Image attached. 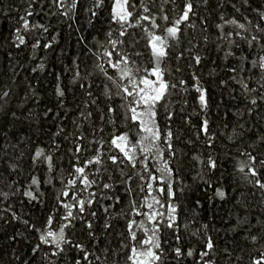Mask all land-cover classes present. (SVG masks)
<instances>
[{
    "label": "trees",
    "instance_id": "1",
    "mask_svg": "<svg viewBox=\"0 0 264 264\" xmlns=\"http://www.w3.org/2000/svg\"><path fill=\"white\" fill-rule=\"evenodd\" d=\"M113 2L114 0H104L101 7L95 8V0H79L77 9L70 13V18H66L57 12L51 0H37L32 6L34 14L29 17L30 23L44 24L49 31L42 34L40 30L25 33L26 44L16 48L12 43L13 34L19 26V17L25 15L29 0H0V94L6 89L11 92L7 103L0 100V193H9L6 203L11 204L17 215L23 220H28L30 224L41 226L50 214L56 216L55 227L58 228L61 223L59 217L64 209H58L56 200L62 188L59 177L61 174L66 177L75 162L71 149L77 125H81L80 130L86 137L83 142L85 147H91L89 140L92 139L94 130H97V137L100 135L98 132L100 127L111 130V125L106 124L100 117L105 115L107 106L114 103L117 108V123L121 125L120 130H126L123 127L124 110L120 107L121 101L118 97L114 100L105 99L103 95L105 84H108L113 94L116 90L99 73L95 64L96 58L92 55V52L99 51L96 41L103 42L109 29H118V25L110 24ZM131 2L138 6L133 10L134 15H139L142 11L139 9L140 0ZM184 2L185 0H176L174 5L171 2L164 3V0H144L151 10V15L157 18L161 29H152L147 21L141 22L143 27L129 29L131 34L129 44L132 45L133 41L138 43L128 50L143 53L141 57L134 59L144 64L150 56V51L146 47L148 36L144 28L161 34L164 22L160 17L166 14L170 24L180 15ZM192 2L196 15L191 21L181 25L180 39L178 42H172L171 55L163 65L167 69L166 79L176 82L183 78L187 82L188 91H181L179 87L172 90L159 106L160 128L166 133L171 127L174 133V146L184 161L178 168L179 174L175 176L174 183L178 227L171 230L164 227L160 233L164 251L162 264H197L198 253L207 237L216 241L218 255L213 259L218 260L219 264H226V258L220 254L225 247L233 253L231 264H249L250 255L256 254L255 247L244 239L247 234L244 228H239L235 232L232 229L236 226L237 220L245 216L252 225H255L258 219H264V195L245 181L242 174L236 171V165L239 159H244L239 156V150L264 136V102L259 103L251 117L246 114L248 105L228 69L240 63L239 56L248 55L255 58V52L250 53L249 49L243 46L242 52L234 48L232 50L235 56L226 58L225 51L229 50L228 45L217 39L219 32L216 24L222 23L221 15L226 18L236 17L242 23L245 22L244 17L255 22V13L252 9L264 6V0H251L250 7L247 8L241 6V0H209L207 6L203 4V0ZM70 3L71 0H66V4ZM233 4L241 10L237 12ZM161 6L165 10L164 13L160 11ZM89 9L96 11V17H91ZM189 23L195 27H189ZM225 31H233V27L226 26ZM115 35H118V31L114 32ZM205 37L208 38L207 43ZM36 39H40L41 46L33 50L32 44ZM45 43H51L52 47L45 49L43 47ZM181 51L184 52V59L180 62L183 71L176 73L174 69L177 61L174 57ZM196 54L202 57L200 65H195V61L191 59ZM41 64L44 65L43 69L37 67ZM189 64L193 67H189ZM245 67L250 65L246 63ZM33 68L37 70L33 72ZM77 71L80 73L79 78L75 76ZM193 74L200 78L201 86L207 89L209 108L206 113L201 111L196 99L198 94L193 89L195 84ZM240 75L247 78L249 74ZM259 76L260 73L257 71L256 75L251 77V86L256 87L255 82ZM222 81L226 83L222 85ZM57 84L65 91L62 101L56 96ZM81 84H84L83 89L80 87ZM89 85L92 86L91 89ZM89 90L93 93L92 98H99L98 104L90 103L87 95ZM49 109L51 111H48ZM81 111H92V118L89 121H82L79 118ZM168 112L174 113L172 121L165 118ZM239 113L244 114L238 115ZM205 118L209 121L213 141L206 142L207 138L200 131V124ZM240 124L244 125L243 129L239 128ZM60 128L64 129L63 133L55 136ZM233 129L243 133L242 137L235 139V143L227 139ZM54 140L60 145L59 150L55 149ZM12 144L17 147L13 149ZM209 144L213 147H209ZM37 147L54 154L53 173L49 174L46 165L43 164L33 167L30 157ZM258 150L264 151V146H258ZM89 155L92 153H83L81 161ZM194 155H199L205 163L211 156L217 162L216 170L212 171L193 161L191 157ZM8 163L16 165L15 171L7 168ZM107 163L110 171L98 177L97 183L88 190L96 193L95 202L88 210L89 213L95 212L96 216L86 214L87 222L93 224L96 239L89 238L85 222L80 219L73 222V227L67 230V234L70 240L80 241L97 254L111 250L109 264H115L117 260L119 264H126L125 254L128 249L121 248V244L128 243L125 239L126 221L133 218L129 212V201L134 197L137 203L141 202L147 189L145 192L140 191L139 185L143 183L140 175L137 174V170L131 169L125 163L120 166L124 174L133 176L132 195H129L126 191L128 185L120 179V168L112 166L110 161ZM147 163L155 165L151 158ZM61 170H64L63 173ZM153 172L155 173L154 167ZM109 175L113 176L112 180L108 179ZM32 176L41 181L38 192L34 186L29 187ZM12 181L15 183L12 184ZM204 181H210L212 186L208 187ZM104 182L111 183L112 189L102 190ZM9 184H12L11 188ZM17 187L21 189V193L13 195ZM82 187L78 185L76 191H80ZM216 188L225 193L224 199L216 196ZM24 190L33 191L38 200L29 202L22 195ZM88 191H82L80 195L87 197ZM153 194L159 195L155 192ZM4 206L5 202L0 198V208ZM0 215L4 213L0 212ZM135 219L140 221L143 218L137 216ZM105 223L111 225L107 231L104 228ZM204 224L208 225L207 231L202 228ZM259 227L257 225L253 231H259ZM143 235L142 231L138 232V237L143 238ZM177 236L180 237L179 245L176 241ZM37 242V234L28 231L23 223L10 222L9 219L0 220V264H50V262L73 264V261L81 256L69 246H65L67 251L59 257L45 258L47 248L43 246L41 251L33 255L31 249ZM176 246L182 247L185 252L191 247L195 250L194 255L192 257L185 255L177 261L172 251ZM115 253H119V256ZM237 256L242 259L237 261Z\"/></svg>",
    "mask_w": 264,
    "mask_h": 264
},
{
    "label": "snow or ice",
    "instance_id": "2",
    "mask_svg": "<svg viewBox=\"0 0 264 264\" xmlns=\"http://www.w3.org/2000/svg\"><path fill=\"white\" fill-rule=\"evenodd\" d=\"M51 2L60 15L70 18V13L77 9L79 0H71L70 4H66V0H51ZM103 2L104 0H95L94 7H101ZM169 2L175 5L176 0H164V3ZM36 3L37 0H29L25 15L19 17L20 23L13 34L14 39L12 41L16 48H21V46L26 44L25 33L40 30L42 34L49 31L44 24L30 23L29 17L34 14L32 6ZM208 3L209 0H203L205 6ZM250 4L251 0H241L242 7H250ZM233 7L237 12L241 10L235 4H233ZM137 8V4L131 2V0H114L111 6L110 24L118 25V29H109L103 42L96 41L99 51L92 52V55L96 58L95 64L99 73L116 90L113 94L112 89L109 88L108 84H105L103 95L107 100H114L115 97H118L121 101L120 107L124 110L123 127L126 130H120L121 125L117 123V108L114 103L108 105L105 115L100 117L106 124L111 125V130H106V127H100L98 129L99 137L96 136L97 130H94L92 139L89 140L91 147H85L83 142L86 137L80 130L81 125H77V132L73 134L74 140L71 149L75 162L66 177L63 174L59 177L62 188L56 200L58 209H64L63 214L59 217V221H61L59 227H55L57 223L55 214L48 215L41 226L30 224L28 220H23L17 215L14 207L6 203L9 199V193H0V198L5 202V206L0 208V212L4 213V215H0V220L9 219L10 222L23 223L28 231H34L37 234L38 242L31 249L33 255L41 251L43 246L47 248L45 258L59 257L67 251L65 246H69L81 254L79 258L73 261V264H109L110 255L112 254L111 250L97 254L96 251H90L86 248L80 241L70 240L67 234V230L73 227V222L80 219L85 222L89 238L96 239L93 224L86 220V214H90L93 217L96 216L95 212H88L95 202L96 193L88 190L97 183L98 177H102L103 174L110 171L107 163L109 161L112 166L120 168V179L128 185L126 191L129 195H132L131 184L133 176L124 174L123 168L120 166L125 163L131 169L137 170V174L140 175V179L143 181L139 185L140 191L145 192V189H147L146 195L141 202L137 203L134 197L129 201V212L133 218L126 221L127 236L125 239L128 243L121 244V248L128 249L125 254L126 264H162L164 251L160 233L164 227L170 230L178 227V207L174 202L176 199L174 183L175 176L179 174L178 168L184 161L174 146V133L171 127L168 128L166 133L163 132L158 122V116L161 102L172 90L179 87L181 91H188L187 82L183 78L176 82L166 79L167 69L163 65L171 55L172 42H178L180 39L181 25L191 21L196 13L192 0H185L180 15L172 20L170 24L169 17L166 14L160 17L164 22L161 34L149 31L145 27L144 31L148 36L146 47L150 51V56L144 64H141L134 57H141L143 53L128 50L129 47L138 43V41H133L132 45L129 44L131 35L129 29L143 27L142 21H147L151 28L155 30H160L161 25L157 23V18L151 15V10L144 3V0H140L139 3V9H142V11H140L139 15H134L133 10ZM88 11L91 17H96V11L91 9ZM160 11L164 13L163 6H161ZM252 11L255 13V22L248 17H244L245 22L242 23L236 17L226 18L221 15L220 21L222 23L216 24V29L219 32L217 39L226 42L228 45L229 50L225 51L226 58L235 56V52L232 50L234 48L240 49L242 52L243 46H246L250 53L255 52V58H250L248 55L239 56L240 63L228 69L233 74L231 78L239 85L240 91L246 100L248 105L246 114L249 117L256 112L259 103L264 102V6L252 9ZM226 26H232L233 31H225ZM189 27H195V25L189 23ZM117 31L118 35L114 36V32ZM204 39L205 43H207L208 38L205 37ZM40 46V39H36L32 44L33 50L40 48ZM43 47L48 49L52 47V44L45 43ZM217 47L219 49L220 46L218 45ZM89 51L91 52V49ZM174 58L177 61L174 71L181 73L183 68L180 62L184 59V52L181 51ZM191 59L195 61V65L202 63V57L198 54L193 55ZM246 63L250 67H245ZM37 67L43 69L44 65L41 64ZM189 67H193V65L189 64ZM36 70L37 68L32 69L33 72ZM257 71L260 76L255 82L256 87H253L251 86V77L256 75ZM241 73H248L249 75L245 78L240 75ZM168 74L170 75V73ZM75 76L76 78L80 77L79 71L76 72ZM238 76L239 78H237ZM57 79L59 80V76ZM192 79L195 81L193 89L198 94L196 99L199 102L200 109L206 113L209 108L207 89L201 86L200 78L195 74H193ZM224 83L226 82H221L222 85ZM80 87L83 89L84 84H81ZM88 87L91 89L92 86L89 85ZM55 91L58 100L62 101L65 91L59 84H57ZM254 93L256 95H253ZM10 95V90H3L2 94H0V100H4L7 103V98ZM87 95L92 105L98 104L99 98H92L93 93L90 90ZM87 107L88 104L86 103L85 108L87 109ZM48 111H51V109ZM243 114L239 113L238 115ZM12 115L15 118V113ZM92 116V111H81L79 118L82 121H89ZM165 118L168 121H172L174 113L168 112ZM73 123L75 124L76 121H73ZM239 128L243 129L244 125L240 124ZM63 131L64 129L60 128L55 133V136H60ZM200 131L207 138L206 142L214 140L209 131L207 118L202 120ZM242 136V132H237L236 129H233L227 139L235 143V139ZM53 145L56 150H59L60 145L55 140ZM161 145H164V147L162 148ZM208 146L213 147L212 144ZM258 146H264V136H260L256 141L239 150V156L244 159L238 160L236 171L242 174L248 184L264 195V151H259ZM11 147L15 149L17 145L12 144ZM86 152H91L92 155L81 161V155ZM30 158L33 167L43 164L46 165L49 174L55 171V157L52 152H47L44 148L37 147ZM150 158L155 161V165L147 163ZM191 159L212 171H215L218 166L216 160L211 156L208 157L206 163L199 155H194ZM172 165H175V167ZM153 167L155 168V173H159V175L153 172ZM7 168L15 171L16 165L8 163ZM89 169L91 170L86 171ZM63 171L61 170L62 173ZM90 176L92 177L91 179L89 178ZM108 179L112 180L113 176L109 175ZM201 179H203L202 176ZM14 183L15 181H12V184ZM204 183L208 187L212 186L210 181H204ZM12 184H9V188H11ZM40 184L41 181L36 176L31 177L30 188L34 186L38 192ZM78 185L83 186L80 191H76ZM112 187L111 183L104 182L102 184V190L104 191L111 190ZM82 191H88V196H81L80 192ZM154 192L159 195H154ZM17 193H21L19 187L12 194L15 195ZM215 193L217 197L224 199L225 193L220 188H216ZM22 195L29 202L38 200V196L31 190H24ZM161 197H166V199H161ZM156 206L159 207L157 208ZM160 209H164V211H160ZM105 211L107 212V209ZM137 216L143 219L137 221L135 219ZM257 225L260 226L259 231H253ZM185 227L187 228V225ZM104 228L107 231L111 228V225L105 223ZM202 228L207 231L208 225L204 224ZM239 228H244L247 233L244 239L255 247L256 254L250 255L249 264H264V219H258L256 224L252 225L249 218L245 216L243 219L237 220V224L232 231L235 232ZM140 231L144 234L143 238L138 237V232ZM193 235H196V233H193ZM15 238L14 236L13 239ZM176 241L177 245H179V236L176 237ZM172 251L176 260L180 261L185 255L192 257L195 250L190 247L185 252V249L176 246ZM220 254L226 258V264H231L233 253L229 248L225 247ZM115 255L119 256V253H115ZM198 255L199 261L197 264H219L218 260L213 259L214 256L218 255V252L216 241L211 237H207L204 240ZM241 259L240 256L236 257L237 261ZM50 264H54V262H50ZM115 264H119V260Z\"/></svg>",
    "mask_w": 264,
    "mask_h": 264
}]
</instances>
